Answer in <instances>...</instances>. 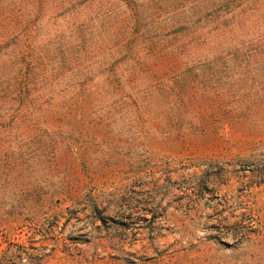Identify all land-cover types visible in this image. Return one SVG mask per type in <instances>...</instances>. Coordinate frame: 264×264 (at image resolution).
Wrapping results in <instances>:
<instances>
[{
    "label": "rangeland",
    "instance_id": "374dc122",
    "mask_svg": "<svg viewBox=\"0 0 264 264\" xmlns=\"http://www.w3.org/2000/svg\"><path fill=\"white\" fill-rule=\"evenodd\" d=\"M0 264H264V0H0Z\"/></svg>",
    "mask_w": 264,
    "mask_h": 264
}]
</instances>
